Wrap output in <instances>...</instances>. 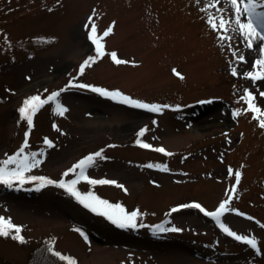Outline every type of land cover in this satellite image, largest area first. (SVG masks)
<instances>
[{
  "label": "rangeland",
  "instance_id": "obj_1",
  "mask_svg": "<svg viewBox=\"0 0 264 264\" xmlns=\"http://www.w3.org/2000/svg\"><path fill=\"white\" fill-rule=\"evenodd\" d=\"M205 3L0 0V160L16 153L24 141L28 127L17 112L23 100L36 94L46 98L64 88L77 76L83 60L95 55L85 29L95 9L98 34L115 25L104 40L105 51H114L129 63L116 65L105 55L76 82L172 108L149 113L115 104L87 89H70L59 98L69 109L64 116L56 115L54 104H49L33 118L27 151H43L45 156L27 175L59 181L80 159L104 149L108 159L98 161L87 174L113 179L127 192L84 181L78 190L91 189L128 211L139 210L146 225L183 229L159 236L149 227L120 231L93 218L58 187L38 192L35 183L0 185V216L21 226L25 238L20 244L0 237V264H28L33 252L50 243L77 264H264V254L227 239L197 210L167 215L172 207L191 202L214 211L226 198V189L235 184L234 175L228 176L231 167L242 174L231 206L254 220L231 213L223 219L238 234L255 236L264 249L260 227L264 224V129L251 112L232 117L234 110L247 107L239 100L244 89L256 93L264 108V97H259L264 81L253 84L231 75L232 55L206 23V13L200 10ZM233 35L232 47L248 60L239 71H249L258 49L248 51L239 35ZM202 101L211 103L199 104ZM146 126L151 130L141 139L165 148L171 156L135 144L136 133ZM45 138L54 147L47 148ZM148 163L167 165L169 171L144 167ZM77 227L87 241L74 231Z\"/></svg>",
  "mask_w": 264,
  "mask_h": 264
},
{
  "label": "snow or ice",
  "instance_id": "obj_2",
  "mask_svg": "<svg viewBox=\"0 0 264 264\" xmlns=\"http://www.w3.org/2000/svg\"><path fill=\"white\" fill-rule=\"evenodd\" d=\"M197 2H199V0H197ZM210 9H215V12L210 11ZM200 10L206 13V23L212 31L218 34L217 39L221 42V46H224V44L227 43L228 49L232 55V63L229 65L231 75L233 77L249 79L253 84H256L258 81H264V0H206L204 7ZM49 11H51V9H49ZM95 15L96 10L94 9L93 16ZM93 16L88 18V23L85 24V29L88 30V39L94 46L95 55H89L83 60L79 66L77 76L72 77L64 88L51 92L46 98H42L41 94L28 96L23 100L22 105L17 109L20 121H25L27 123L28 130L25 132L24 141L17 152L12 155L5 154L6 158L0 160V185L7 188H13L16 185L23 187L25 184L35 183V191H40L47 186H55L63 189L67 195L71 196L78 204L89 212L105 218L107 221L120 229L136 230L138 228L149 227L152 234L155 236H159L164 233L181 232L183 229L176 226L166 227L163 223L153 226L146 225L141 222L143 213L139 210L128 211L120 203L109 202L108 200L98 196L91 189L86 193L78 190L77 186L81 183V181H84L92 187L97 185H112L127 192L124 185L113 179H94L87 174L89 169L97 166L98 161L108 159L104 155V149L91 153L80 159L62 174L59 181L42 176L27 175V173L32 171V169L40 166L43 162L41 158L45 156L43 151H27L29 148V132L33 128V118L45 105L49 104H54L53 111L56 115L64 116L69 109L60 102L59 98L62 93L70 89H87L116 103L127 105L134 109H141L149 113L162 114L164 109L172 108L170 105L147 103L134 99L123 94L119 90H107L102 87L76 82L78 77L84 75L87 68L92 67V65L102 59L105 55L110 56L111 60L116 65L129 63V61L118 58L116 52L113 51L111 53H107L105 51L104 40L112 34L115 26L114 22L102 33L98 34L97 25L93 20ZM89 25H91L90 29ZM233 34L239 35L240 43H242L244 48L248 51L258 49L259 55L253 60L252 68L249 71H245L243 73L239 71V65L247 64L248 60L243 51H241L238 47H232V41L234 39ZM5 39H7L6 36ZM173 73L180 79H184L182 74H180L176 69H173ZM26 79H30V77H26ZM8 91L11 90L9 89ZM259 97H264V90L259 92ZM239 100L243 101L247 107L244 109L234 110L232 112L233 119H236L242 112H251L253 113V119L258 121V127L264 129V108L257 103V94L249 89H244L243 95L239 97ZM201 103H211V101H202ZM20 121H18V124ZM152 123L155 125L157 122L153 120ZM53 127L56 128L55 125ZM150 130L151 129L147 126L139 129L136 133L137 139L135 144L142 149H150L154 152L171 156L172 153L167 152L165 148L154 147L141 139L145 136L146 132ZM57 131H59V129H57ZM43 143L47 148L54 147L52 141L47 138L44 139ZM108 147H115V145H108ZM144 167L156 168L157 170L163 172L169 171L167 165L161 164L148 163L145 164ZM70 175L74 176V178L66 181L64 177H68ZM233 175L235 177V184H233L230 189H226V198L218 204L214 211H208L201 204L191 202L172 207L167 215L171 216L172 214L178 213L184 209L198 210L201 214H203V216L214 221L223 234L241 244H244L253 250L257 255L264 254V249L259 246L260 242L255 236L250 234H238L236 231L232 230L223 219L226 214L231 213L237 216H245L248 220H254L253 217L246 216L244 213L231 206L242 174L239 170H233L229 167V178ZM260 227L264 228V224L260 225ZM74 231L78 232L79 235L84 237L87 241V236L82 229L77 227ZM0 237H10L12 240L17 241L20 244L25 243V238L22 235V227L14 224L10 218H5L3 216H0ZM46 251L50 253L52 257L57 258L61 264H77L72 257L65 256L57 251H54L51 243L47 245Z\"/></svg>",
  "mask_w": 264,
  "mask_h": 264
},
{
  "label": "trees",
  "instance_id": "obj_3",
  "mask_svg": "<svg viewBox=\"0 0 264 264\" xmlns=\"http://www.w3.org/2000/svg\"><path fill=\"white\" fill-rule=\"evenodd\" d=\"M47 246H42L39 250L32 253L30 261L28 264H61V262L52 257L50 253L46 251Z\"/></svg>",
  "mask_w": 264,
  "mask_h": 264
}]
</instances>
